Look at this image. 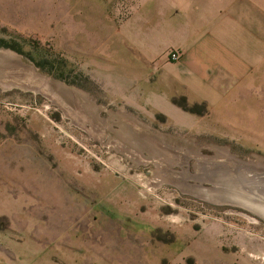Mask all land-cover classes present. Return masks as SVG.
<instances>
[{
	"label": "rangeland",
	"instance_id": "374dc122",
	"mask_svg": "<svg viewBox=\"0 0 264 264\" xmlns=\"http://www.w3.org/2000/svg\"><path fill=\"white\" fill-rule=\"evenodd\" d=\"M165 1L0 0V50L27 64L0 67V264H264V216L154 179L153 160L98 133L134 127L115 120L132 115L192 155L171 167L188 184L264 204L261 175L221 166L216 183L201 180L193 155L264 160L263 83L214 107L181 91L169 52L182 49L143 45L163 42L167 24L149 10Z\"/></svg>",
	"mask_w": 264,
	"mask_h": 264
},
{
	"label": "crops",
	"instance_id": "0c3cea01",
	"mask_svg": "<svg viewBox=\"0 0 264 264\" xmlns=\"http://www.w3.org/2000/svg\"><path fill=\"white\" fill-rule=\"evenodd\" d=\"M163 3L149 10L152 20L167 24L163 42L143 40V45L182 49L177 61L182 66L173 80L181 91L214 107L233 86L249 85L240 89V98L249 94L251 84L264 86V0Z\"/></svg>",
	"mask_w": 264,
	"mask_h": 264
},
{
	"label": "bare ground",
	"instance_id": "6f19581e",
	"mask_svg": "<svg viewBox=\"0 0 264 264\" xmlns=\"http://www.w3.org/2000/svg\"><path fill=\"white\" fill-rule=\"evenodd\" d=\"M0 58H2V59H0V65H1L0 67H4L6 69L11 65H15V66L19 65L20 67L27 66V64L22 61L21 56H18L16 53L11 52L10 50H4V49L0 50ZM28 66L33 67L30 65H28ZM17 68H19V67H17ZM7 83L16 84L15 81H12V83L11 82H7ZM92 118H90V119H92ZM120 118L124 119V120H126L128 118L129 121L132 122L134 127L118 128L117 129L114 127V122H107V124L105 125V128H99L98 133H100L103 136V133H107V129H114V131L117 133L118 136L117 135H116L117 137L112 136V141H113V143H115L117 145L118 150L122 151L123 153L130 154L134 158V159L133 158L132 159L136 162L142 161L143 160L142 158H147V160L148 159L153 160L157 166L156 171H158L156 173L158 175L155 176L156 178H154V179H157L160 181L166 180L167 182L176 183L177 185L183 187L184 189L187 188L188 190H191L193 192H197L198 194H200L201 196H203L209 200L224 201V200H226V198L231 199V198H235L234 196L237 197V194H235V193L228 195L227 190L223 189L221 185H218L219 192L215 191V193L207 194V193H205V191L199 189L201 185H192V184L190 185V184H188V182L186 180L187 175L184 174L182 176H177L179 173L176 175V173H174L172 171L171 167L173 164L176 163V161H177L176 159H179L180 161H182L183 159H187L192 155H185V151H183L181 149H177V148L172 147V146H165V144L161 145L157 138H155L153 140V138H150V136L143 134L144 129L140 126L139 121L134 116L127 115L125 113L124 114L120 113L115 117L116 122ZM96 122H98V121H96ZM91 123L93 124L92 127L94 128L95 127L94 122H91ZM106 127H108V128H106ZM142 134H143V136H142ZM158 138H161V137L158 136ZM150 139H152V141ZM151 145H153V150L151 149ZM148 147H149V150H148ZM193 155H194V159L196 160V167L198 169H200L199 175L200 174L201 175L199 176V178L201 180H204L205 178L207 179V177H208L210 180H212L216 183L217 178L215 179L214 171L212 170V168L221 167L222 164H224L222 166H224L226 169H228V167L231 168L230 166H228V164H227L228 162H230L231 165L234 166L233 170H235V169H239L242 171H249L250 170V171H253L256 173V174H252L255 177L258 175L264 176V160L260 159V158L257 159L255 162H248L247 160L241 159V158L231 154L228 151L225 153H222V154H216L214 156L207 157V155L206 154L203 155L200 152V150H196L195 154H193ZM144 162H146V160ZM225 164H227V165H225ZM163 170L165 171V175L160 174V171H163ZM206 170H208V171L206 172ZM208 174H209V176H208ZM204 176H205V178H204ZM197 177H198V175L195 176V178H197ZM243 182H245V180ZM197 188L199 190H197ZM238 190H239V188H238ZM220 198L222 200H220ZM245 205L250 207V205H248V204H245Z\"/></svg>",
	"mask_w": 264,
	"mask_h": 264
},
{
	"label": "water",
	"instance_id": "95a60500",
	"mask_svg": "<svg viewBox=\"0 0 264 264\" xmlns=\"http://www.w3.org/2000/svg\"><path fill=\"white\" fill-rule=\"evenodd\" d=\"M222 165H224V164H222ZM222 167L225 169V171H229V172L231 171L234 174H236V175H234V177L237 176V177H239L240 180H244L248 176L252 177V179L254 180L255 176H253L252 174H256L255 172L250 171V170L249 171H242V170H239V169L233 170V169H231L229 167H228V169H226L224 166H222ZM218 169H219V167L218 168H212V170L214 171L215 177L219 173H222V175H224L223 172L222 171L219 172ZM207 171L208 170H206V172ZM208 176H209V174H208ZM259 177H263L264 178V176H262V175L259 176ZM204 178H205V176H204ZM207 179H209V178L207 177ZM235 194H237V197L234 196L235 198H231V199L226 198V200H224V202L230 203V204H234V205H238V206H241V207H244V208H248V209H251L252 211H257V213L261 214V216H264V208H263L264 204L263 205L259 204V206L257 205L259 209L254 208L255 205H254L253 201L251 202V198H253V196L250 193H241L240 196H239L238 192L235 193ZM245 204L250 205V207L246 206ZM257 206H255V207H257Z\"/></svg>",
	"mask_w": 264,
	"mask_h": 264
},
{
	"label": "built area",
	"instance_id": "2783aa9c",
	"mask_svg": "<svg viewBox=\"0 0 264 264\" xmlns=\"http://www.w3.org/2000/svg\"><path fill=\"white\" fill-rule=\"evenodd\" d=\"M169 56L171 60L179 61L182 58V52L179 49L174 48L170 50Z\"/></svg>",
	"mask_w": 264,
	"mask_h": 264
},
{
	"label": "flooded vegetation",
	"instance_id": "af4514ba",
	"mask_svg": "<svg viewBox=\"0 0 264 264\" xmlns=\"http://www.w3.org/2000/svg\"><path fill=\"white\" fill-rule=\"evenodd\" d=\"M30 66H32V65H30ZM177 149H178V148H177ZM230 152H231V151H230ZM216 154H219V153H215V155H216ZM170 166H171V165H170ZM170 166H169V167H170ZM172 167H173V166H172ZM156 168H157V166H156ZM157 172H158V171H156V173H157ZM160 174H161V175H163V174L165 175V171H164V170H163V171H160Z\"/></svg>",
	"mask_w": 264,
	"mask_h": 264
}]
</instances>
